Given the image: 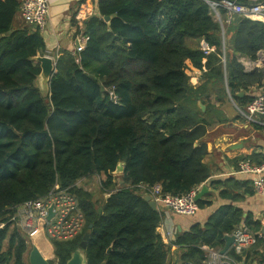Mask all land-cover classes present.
Wrapping results in <instances>:
<instances>
[{
	"label": "trees",
	"instance_id": "trees-1",
	"mask_svg": "<svg viewBox=\"0 0 264 264\" xmlns=\"http://www.w3.org/2000/svg\"><path fill=\"white\" fill-rule=\"evenodd\" d=\"M21 1L0 0V264H25V239L9 227L11 216L55 185L75 196L84 218L76 237L52 241L56 264L67 262L90 224L84 264H168L172 246L175 264H200L204 247L219 250L240 224L260 231L251 213L227 204L165 243L157 232L163 213L142 195L155 184L181 195L208 181L200 138L214 105L204 98L214 91L221 101L229 92L245 110L264 94V60L246 71L236 55L257 60L264 52V21L233 14L223 35L206 0H96V14L84 25V48L58 54L43 95L32 57L45 54V43L36 26L17 20ZM186 60L201 71L200 83L189 81ZM242 158L259 164L264 153ZM119 163L123 172L114 175ZM90 177H102L98 199L76 184ZM224 182L228 190L220 196L237 197L232 191L243 183ZM208 203L196 201L198 207ZM227 257L233 264H261L264 240L240 254L229 249Z\"/></svg>",
	"mask_w": 264,
	"mask_h": 264
},
{
	"label": "crops",
	"instance_id": "crops-1",
	"mask_svg": "<svg viewBox=\"0 0 264 264\" xmlns=\"http://www.w3.org/2000/svg\"><path fill=\"white\" fill-rule=\"evenodd\" d=\"M48 2V19L41 33L45 43V54L56 59L63 50L75 51L78 37L86 34L84 26L86 20L81 22L76 17L78 11H80V15L82 13L81 4L92 7L93 14H96L97 4L96 0H48ZM230 19L220 22L223 35V25L228 23ZM17 20L23 22L20 12ZM236 55L246 71L252 70L258 61L264 60L263 51H259L257 60H252L242 54ZM185 71L193 85L202 81L201 71L195 68L189 60L185 61ZM258 93L256 89L251 90V94L257 95ZM214 95V91H212L207 98H204L214 105V109H209L208 117L212 123L200 138V142L205 143L207 147L208 154L205 156L204 162L210 170L208 181L202 184L207 187V192L200 199L207 200L209 203L201 207L197 206L192 216L178 215L159 205L158 208L163 216L157 227V232L165 243L174 240L178 233L189 230L195 223L202 225L211 213L223 205L231 204L238 207L244 213H251L252 217L257 220L264 211V191H254L252 185L253 175L238 172V162L244 159L242 158L243 155L252 151L264 153V121L257 123L246 119L241 114L240 110L242 109L229 92L227 97L221 101L215 99ZM261 175L264 179V172ZM230 177L238 183H243V185L241 184L235 188V191H232L237 195L233 199L221 197L219 194L225 188L228 190L224 180ZM215 180L222 181L223 184L215 186L211 183ZM202 185L199 186V189ZM250 185L253 192L247 193L246 189ZM204 249L206 252L208 251L207 247H204ZM229 249H232V244ZM227 252L225 255H227ZM176 260V246H172L167 262L168 264H175ZM261 264H264V261Z\"/></svg>",
	"mask_w": 264,
	"mask_h": 264
},
{
	"label": "built area",
	"instance_id": "built-area-1",
	"mask_svg": "<svg viewBox=\"0 0 264 264\" xmlns=\"http://www.w3.org/2000/svg\"><path fill=\"white\" fill-rule=\"evenodd\" d=\"M213 17L222 22L220 10H224L228 21L233 14L242 15L247 18L264 21V1L263 0H208L207 1ZM80 11L76 17L81 22L93 15L92 7L81 4ZM49 14L48 0H22L21 17L27 24L36 26L42 31L46 25ZM88 36L81 35L77 39L75 51L79 52L84 48ZM204 53L211 49L204 42H200ZM241 114L248 120L262 123L264 121V94L255 96L246 106L245 110H240ZM238 172L253 175L252 185L254 191H264V160L255 164L250 159H241L238 162ZM199 188L192 189L181 195L163 193L161 186L155 184L149 189V194L157 203L158 207L164 206L172 212L182 216H192L196 209L194 199ZM53 204V215L47 219L48 208ZM19 219L20 227L24 233L33 237L44 234L48 239L67 240L78 235L84 224L83 215L78 207L77 200L67 189H60L55 185L53 191L43 199L24 202L16 208L11 220ZM260 231L253 232L245 224H240L231 233L234 235L232 249L240 254L244 249L254 245L258 239L264 240V211L260 218ZM206 259L200 264H233V261L225 254H220L219 250L208 248ZM190 264V263H184Z\"/></svg>",
	"mask_w": 264,
	"mask_h": 264
},
{
	"label": "water",
	"instance_id": "water-1",
	"mask_svg": "<svg viewBox=\"0 0 264 264\" xmlns=\"http://www.w3.org/2000/svg\"><path fill=\"white\" fill-rule=\"evenodd\" d=\"M208 1V0H206ZM101 20L107 21L108 17H100ZM33 60L37 61L39 63L40 71L38 75L36 76L35 83L37 87L40 89V92L43 95H47L49 91V82L53 74L56 73V59L53 57L46 55V54H37L34 57H32ZM239 96L243 95V92L238 93ZM198 105L201 107L202 110L205 109V106L198 102ZM123 172V165L122 163H119L114 170V175H119ZM207 192V187L205 185H202L198 192L196 193L194 199L195 201L199 200L201 196ZM142 198L147 201L148 205L154 210H158L157 203L152 199L151 195L148 193H145L142 195ZM53 204H51L48 208V215L47 219L51 218L53 215ZM92 225H89V228L84 232L81 242L79 243V247L75 249V251L72 253L71 257L67 260L65 264H83L84 256L82 253V249L86 246V242L88 241L90 237V227ZM225 243L224 246L220 249V254H225L228 250L230 245L234 241V235L233 234H227L223 237ZM111 247L108 248L107 252L110 250ZM29 263L30 264H49L47 260L41 255L39 249L34 246L31 250L30 256H29ZM239 264H244V260H242Z\"/></svg>",
	"mask_w": 264,
	"mask_h": 264
},
{
	"label": "rangeland",
	"instance_id": "rangeland-1",
	"mask_svg": "<svg viewBox=\"0 0 264 264\" xmlns=\"http://www.w3.org/2000/svg\"><path fill=\"white\" fill-rule=\"evenodd\" d=\"M102 177H90V178H83L77 181V185L80 187H83L85 189H88L90 192L93 193L94 198L98 199L100 196V190H99V183ZM10 228L15 227L18 229L21 236L27 240V245L30 248L31 245H35L36 247L41 250L43 255L47 257L48 259H53V253H52V244L47 241V237L44 234H38L36 236H29L26 233L23 232V230L20 227V221L19 219L11 220L10 222ZM7 238L4 240L3 247L6 246ZM9 264V262L7 263Z\"/></svg>",
	"mask_w": 264,
	"mask_h": 264
},
{
	"label": "flooded vegetation",
	"instance_id": "flooded-vegetation-1",
	"mask_svg": "<svg viewBox=\"0 0 264 264\" xmlns=\"http://www.w3.org/2000/svg\"><path fill=\"white\" fill-rule=\"evenodd\" d=\"M74 237H76V236H74ZM74 237H72V238H70V239H73ZM47 241L48 242H50L51 244H52V241H53V239H47ZM25 244H26V251H25V254H24V263L25 264H30L29 263V256H30V253H31V250H32V248L35 246V245H31L30 246V248L28 247V245H27V240H25ZM38 248V247H37ZM39 249V248H38ZM40 251V253H41V255L47 260V262L49 263V264H56V261H55V254H54V252H53V246H52V253H53V256H54V258L53 259H48L47 257H45L44 255H43V253L41 252V250H39ZM75 251V250H74ZM73 251V252H74ZM84 256V255H83ZM7 264V263H6ZM9 264H11V262H9ZM83 264H84V260H83Z\"/></svg>",
	"mask_w": 264,
	"mask_h": 264
}]
</instances>
